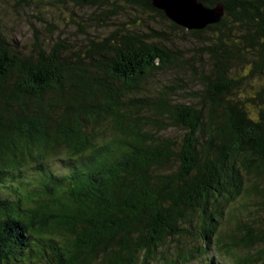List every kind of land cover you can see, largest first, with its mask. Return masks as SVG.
Here are the masks:
<instances>
[{
  "label": "trees",
  "instance_id": "16d2710c",
  "mask_svg": "<svg viewBox=\"0 0 264 264\" xmlns=\"http://www.w3.org/2000/svg\"><path fill=\"white\" fill-rule=\"evenodd\" d=\"M15 1L92 13L72 42L0 33V264H264V85L245 97L231 64L264 75V0H200L222 14L187 30L215 39L190 104L151 91L181 65L136 14L183 30L152 0Z\"/></svg>",
  "mask_w": 264,
  "mask_h": 264
},
{
  "label": "rangeland",
  "instance_id": "374dc122",
  "mask_svg": "<svg viewBox=\"0 0 264 264\" xmlns=\"http://www.w3.org/2000/svg\"><path fill=\"white\" fill-rule=\"evenodd\" d=\"M15 0H0V33L5 36L10 41H15L19 46H29L34 41V29H38L44 39H53L59 36L60 39H65L68 42L71 40L80 39L79 28L76 26L75 22L80 24L83 23L84 26L88 24L85 22L86 17L90 16L92 13L91 9H74L71 6H50V5H38L37 8L34 6L33 9H28L25 6L15 5ZM138 15L137 17L142 22H146L147 26L152 30L163 31L167 36V40L163 41V44L173 51L174 56L179 58V63L181 67H175L169 72H163L157 74L154 77V81L151 83V91L154 92L155 89L162 88L163 86L179 85L177 91L178 94L184 98L175 96L176 102H185L190 104L191 102L187 100L193 98L191 92L200 91L202 86L201 81L198 77L202 74L208 75L210 69H213L214 60L207 57L205 54L201 55L203 52L201 48L205 45H212L215 41L213 34L209 31L205 32L201 39L194 40L191 36L187 34V30H177L170 26L169 22L164 21L156 16L148 15ZM140 16V17H139ZM83 19V20H81ZM138 20L139 22H141ZM85 22V23H84ZM49 23V24H48ZM93 34L104 35V31L91 30ZM53 37V38H52ZM233 56L238 59V61H233L232 68L235 69V76L233 79L237 81L238 88L247 91L245 97H255V92L259 90L264 85V75L259 77L257 68L253 70L249 62L247 61H258L257 55L254 54H244ZM240 59L246 60L241 62ZM184 62V63H183ZM186 63V64H185ZM194 64L195 69L199 75H195L188 68L187 64ZM246 63V64H241ZM243 65V66H242ZM246 65V66H245ZM238 70L239 74L236 72ZM241 70V71H240ZM194 102V101H193ZM162 138H172L176 141H180L182 138V132L176 129H168L167 131H162L158 133ZM255 253H261L264 260V244L260 245L252 251ZM250 251L234 252L236 255L243 256V254H253ZM209 256H212V252H209ZM214 255V254H213ZM220 258L226 263H231L230 256L219 255ZM197 264V261L194 262Z\"/></svg>",
  "mask_w": 264,
  "mask_h": 264
},
{
  "label": "water",
  "instance_id": "95a60500",
  "mask_svg": "<svg viewBox=\"0 0 264 264\" xmlns=\"http://www.w3.org/2000/svg\"><path fill=\"white\" fill-rule=\"evenodd\" d=\"M154 8L186 30H202L219 21L221 9H207L200 0H152Z\"/></svg>",
  "mask_w": 264,
  "mask_h": 264
}]
</instances>
